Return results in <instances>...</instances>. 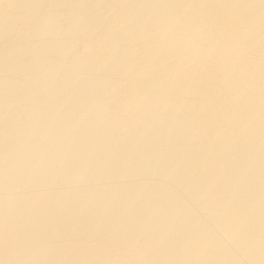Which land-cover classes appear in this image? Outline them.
Here are the masks:
<instances>
[{
	"label": "bare ground",
	"instance_id": "6f19581e",
	"mask_svg": "<svg viewBox=\"0 0 264 264\" xmlns=\"http://www.w3.org/2000/svg\"><path fill=\"white\" fill-rule=\"evenodd\" d=\"M0 264H264V0H0Z\"/></svg>",
	"mask_w": 264,
	"mask_h": 264
}]
</instances>
